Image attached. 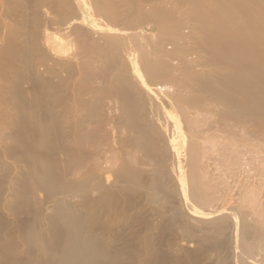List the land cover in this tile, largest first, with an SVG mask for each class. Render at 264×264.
Returning <instances> with one entry per match:
<instances>
[{"label":"rangeland","instance_id":"obj_1","mask_svg":"<svg viewBox=\"0 0 264 264\" xmlns=\"http://www.w3.org/2000/svg\"><path fill=\"white\" fill-rule=\"evenodd\" d=\"M136 2L0 0V264H63L44 249L50 240L59 254L64 250L59 235L66 231L67 216L78 222V241L92 238L96 249L95 258L85 256L84 249L85 258H80L77 247L70 249L80 264H239L243 242L259 257L264 255L262 158L254 156L241 167V160L214 148L204 156L199 151L205 144L190 145L184 139L190 128L198 130L203 124L198 121L201 101H207L208 123L226 110L227 105L211 103L215 95L210 90L203 93L192 82L196 72L216 76L212 56L198 51L197 43L189 45L195 38H182L187 28L164 27L165 13L185 7L154 5L144 16ZM158 2L162 0H153ZM129 25L141 27L153 56H159L160 46L170 52L162 69H175L172 77L189 100L181 111L171 108L174 87L159 102L142 97V61L148 55L127 49L124 30ZM130 32L135 31L126 30ZM112 39L122 41L119 50ZM171 39L181 48L167 43ZM191 46L196 55L186 53ZM191 58L202 63L197 71L187 68ZM150 105H160L168 129L149 112ZM42 106L53 112L44 117L53 127L43 141L36 126L42 123ZM28 107L33 117H22L21 112L31 113ZM184 111L192 113L189 125L181 120ZM240 117L252 121L248 114ZM171 119L178 123L171 124ZM144 120L155 128L147 149L135 140L141 129L145 132ZM255 124L262 128L256 119ZM172 133L180 145L176 152L170 147ZM21 139L30 146L28 156L27 149H18L25 145ZM67 146L72 147L69 157ZM111 152L118 159L113 166ZM91 153L98 155L93 164L100 169H84L79 176L71 167L73 156L84 159ZM37 163L44 168L36 170ZM44 175L46 182L37 183ZM33 227L44 235L38 246ZM74 259L68 264H78Z\"/></svg>","mask_w":264,"mask_h":264},{"label":"bare ground","instance_id":"obj_2","mask_svg":"<svg viewBox=\"0 0 264 264\" xmlns=\"http://www.w3.org/2000/svg\"><path fill=\"white\" fill-rule=\"evenodd\" d=\"M142 1L149 2L150 6H147L148 8L146 9L145 6L141 4ZM95 3L97 2L95 1ZM160 4H162V8L163 6L174 7L176 5L185 7V10L182 11L165 13V19L164 17L162 18L164 19L162 20V23L164 27L176 26L177 28H187L188 31L182 38L185 40L195 38L191 40L189 45L197 43L199 47L198 51H202L204 54H207L208 52V54L212 56L213 65L218 70L213 69L216 76H207V71H200L192 76V82L198 86V89L203 90V93L210 90V93L215 95V98L211 103L227 105L224 114L222 113L217 120L208 123L206 120L207 101H201L200 106L202 109L199 108L198 111H200L202 118L198 121H203V124L198 130H191L190 128V132L185 135L186 138L184 139L187 140L190 145L198 143L197 141H200L201 144H205L199 151V153L204 156H207L209 150L214 148L218 154H225L229 159H236V161L237 159L241 160L243 162V164H240L241 167L248 166L247 163L249 164L250 162L247 161H251L254 156L262 158L261 162L264 161V0H162V2H158L157 4H153V0H137L135 6L138 11L145 16L148 9H151L152 7V10H154L153 6H159ZM94 9L99 10L100 8L96 5ZM183 15L186 16L183 17ZM113 20L114 18H111V21ZM126 30L135 32H130V34H128L126 33ZM124 31V34L127 37L125 41L127 49L133 53L139 50L141 55L144 53L148 55L147 59H143L142 61L144 64L142 72L146 76V79L141 82V85L145 90V95L142 94V97H147L149 100L153 99L159 102L163 95L169 93V89L174 87V90H172L174 94L172 93L171 97L174 99L172 101L175 105L171 108L173 111H176V109L180 110L181 104L186 103L189 100L186 98L185 94H182V87L177 83L176 76L173 75L172 77V72L175 69L169 73H166V71L162 69L163 66L169 64L165 59L170 55V52L160 46L158 48L159 56H153V53L147 48L149 45L148 39L141 27L129 25ZM196 31L200 35L196 33ZM197 34L199 36H197ZM137 38L140 39L141 44L136 43L135 39ZM179 38H181L180 35ZM46 43L47 42H45V44ZM167 43L175 44L173 48L180 47L179 42L175 39H171L170 41H167ZM121 44V40H111V45L114 46V49H118V45L120 46ZM193 48L194 47L192 46L186 48V53L196 55L195 51L197 50ZM184 61L185 58H180L179 60V62ZM187 61V68L191 67L193 70L197 71L198 67L202 66V63H198L200 61L199 59L191 58ZM204 63V65L207 66V61H204ZM185 65L186 63L184 64V67ZM171 78L173 81L169 82ZM128 84L130 85V83ZM131 89H133V92H136L135 87H132ZM191 89L192 86L190 87V90ZM84 104H88V102ZM128 107L130 109L133 108L131 103ZM149 108L150 113L159 117L158 119H160L161 122L163 121L166 130L168 120L164 118L165 116L162 119L160 118V105L153 108L150 105ZM29 109L31 111V108ZM161 109L163 108L161 107ZM39 111L42 116L40 119L42 123L39 122L36 126H39V140L43 141L50 138H48L50 133L49 130L53 127L48 124L50 118L46 120L44 117L49 115L52 116L53 112L49 114L50 109L43 106ZM214 113L217 114L221 112L214 110ZM20 114L22 117H33L32 111L31 113L25 112L24 114L21 112ZM246 114L252 117L250 123L240 117L241 115ZM134 115H136V113H133V117ZM180 117L181 120L188 125L193 122V116L190 112L184 111L183 115ZM203 118L205 120H203ZM255 119L261 122V129L255 124ZM144 121V123H146L145 132L141 129L135 140L140 148L147 149L150 145L149 142L153 140L152 135L155 132V128L153 122L149 125L146 120ZM46 123L48 124L47 127H45ZM131 123L134 126L136 122L132 120ZM170 123L176 124L178 123V120L171 119ZM159 128L162 129V125H159ZM172 131L173 130H171V132ZM31 138L33 139L32 136ZM172 140L174 144L170 145V147L176 152L180 149V145L175 142L173 133L171 135V141ZM20 141L21 144L24 142L25 145H19L20 147L18 149L23 152L27 149L26 153L28 156L29 148L27 147L30 146H27V141H24L23 139ZM65 141L66 140L63 142ZM78 141L81 140L78 139ZM75 145L74 141L73 143L71 142V146L76 149ZM72 147L67 146L65 148L67 157L72 155ZM109 155L110 164L112 166L116 165V160H118L116 154L111 152ZM97 156V154L91 153V155L88 154L84 159L81 157V160V158L74 155L73 159L75 162L72 164L73 166L71 165L72 170L75 171V173H78L79 176L83 175L85 170L89 173L99 170L100 166H97L98 164H93L95 161L94 159H96ZM188 158L190 159L191 157L189 156ZM43 168L44 166L42 163L35 164L36 170H42ZM110 176L111 175H108L107 177L109 178ZM47 178L48 177L45 175L41 176L37 183L40 184L46 182ZM195 191L196 190L192 189L190 192V199L193 201L195 200ZM55 209L58 214H60V208L56 207ZM64 220L66 231L59 235L61 240L60 245L64 250L59 254L56 249H53L56 242L54 241V244L52 245L50 240H48V243L52 247L47 245L44 251L52 253L54 255L53 258L58 256L63 264H68V262L72 261L71 259H74L69 255V250L74 247L78 248L79 254H81L80 258L84 257V255H82L83 249L85 250L84 254L86 253L85 256L89 254L94 256L96 249L94 251V244L91 243L92 238L87 239L82 243L79 242V227L75 225L78 222L75 223L72 216H67ZM32 230V233L35 234L36 241L34 240V242H36L38 246V240L41 241V239L44 238V235L36 232L34 227ZM258 245L259 244H257V247ZM75 251H77V249ZM69 256L71 257L70 261ZM247 259L253 260L256 263L248 262ZM89 261L92 262V264H96L93 260ZM73 262L77 263L78 258L74 259ZM78 264L80 263L78 262ZM239 264H264V255L259 257L258 253L254 250H250L245 242H243L240 246Z\"/></svg>","mask_w":264,"mask_h":264}]
</instances>
